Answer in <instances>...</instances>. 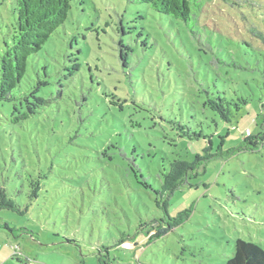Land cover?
<instances>
[{
    "label": "rangeland",
    "instance_id": "1",
    "mask_svg": "<svg viewBox=\"0 0 264 264\" xmlns=\"http://www.w3.org/2000/svg\"><path fill=\"white\" fill-rule=\"evenodd\" d=\"M15 4L0 0V56ZM250 26L264 33V0H213L190 26L137 0H73L14 91L37 89L47 102L20 122L24 97L0 103V188L29 205L0 211V264H225L237 239L264 249V148L228 153L246 129L261 131L264 42ZM68 56L80 65L73 76ZM204 92L249 101L227 124L203 110ZM173 122L205 136H180ZM210 144L222 154L170 199V216L192 207L191 217L150 240L151 222L165 218L161 169ZM139 231L132 250L115 246Z\"/></svg>",
    "mask_w": 264,
    "mask_h": 264
},
{
    "label": "trees",
    "instance_id": "2",
    "mask_svg": "<svg viewBox=\"0 0 264 264\" xmlns=\"http://www.w3.org/2000/svg\"><path fill=\"white\" fill-rule=\"evenodd\" d=\"M73 0H16L13 8L14 15V34L12 42H6V47L0 56V103L1 102H16L24 97L28 104V110L15 116V121L20 122L29 118V115L36 112L38 105H44L47 100L37 96V89L32 92H22L19 97L14 91L21 86L27 74V66L29 59L37 54L50 39L54 32L62 26L68 19L72 9ZM135 1V0H131ZM149 4L155 11L160 14L180 19L190 26L191 23L197 22L200 14L208 11V7L213 0H137ZM249 31L264 42V33L257 28L250 26ZM129 52V47L126 48ZM122 55V52H121ZM70 62H73L72 68L69 70L70 76H73V71L79 70L78 59H72L68 56ZM122 60L125 63L126 58L122 55ZM127 66V63H125ZM39 84L47 85V81L39 82ZM205 97L201 102L202 108L205 111L212 113L224 123H232L243 106L248 103V98L238 96L237 98L228 97L223 92H204ZM30 97L34 98V102L30 101ZM117 98V96H114ZM124 104L126 100L117 98ZM122 107V104H120ZM17 111V107L15 106ZM260 121L261 131L257 135L247 136L244 141L237 147L230 149L228 153H234L242 150H255L259 146L264 148V113L258 116ZM214 122L217 121L214 119ZM176 129L181 132L180 136L188 137L190 140L204 137L203 129L193 131L190 124L182 122H173ZM249 130V129H246ZM207 154L196 157L193 161L175 159L169 161L166 167L161 169L162 183L156 193V205L165 213V218L154 219L152 230L149 239H158L166 236L177 227L184 224L192 215L193 208L185 209L172 217L169 214L168 208L170 199L175 192L181 188L192 186L191 180L200 175V169L204 163L210 158L220 156L223 152L220 149L216 153H211V144L205 148ZM39 178H46L45 175H40ZM145 187H152L147 181L142 182ZM32 190L29 194L30 199L38 198L39 191L42 188L41 182L36 181L31 184ZM29 205L21 208L16 200L9 197L5 188H0V211L9 210L24 214L28 211ZM145 224H141L144 227ZM7 228H10L6 224ZM11 229V228H10ZM12 230V229H11ZM140 235V231L132 237L122 233L120 239L116 242V247H121L124 250H132L136 244V240ZM131 244L130 249H126L124 245ZM17 248V247H14ZM13 257L17 258V251H14ZM20 260L19 258H17ZM101 264H109L100 259ZM225 264H264V249L262 246L253 241H245L237 239L235 241V251L233 256L228 258Z\"/></svg>",
    "mask_w": 264,
    "mask_h": 264
},
{
    "label": "built area",
    "instance_id": "3",
    "mask_svg": "<svg viewBox=\"0 0 264 264\" xmlns=\"http://www.w3.org/2000/svg\"><path fill=\"white\" fill-rule=\"evenodd\" d=\"M246 134H247V136H249V135H250V130H246ZM124 247H125L126 249H130V248H131V244H130V243H126V244L124 245Z\"/></svg>",
    "mask_w": 264,
    "mask_h": 264
}]
</instances>
